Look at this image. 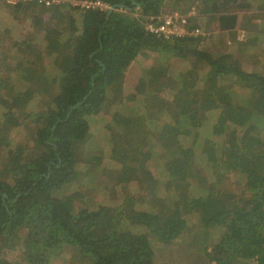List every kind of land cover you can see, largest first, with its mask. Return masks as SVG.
<instances>
[{"label":"trees","instance_id":"16d2710c","mask_svg":"<svg viewBox=\"0 0 264 264\" xmlns=\"http://www.w3.org/2000/svg\"><path fill=\"white\" fill-rule=\"evenodd\" d=\"M71 1H99L109 9ZM133 1L138 9L129 11L120 6L132 7V0H65L50 6L7 0L33 9L38 22L28 39L15 30L9 35L23 42L17 49L7 45L11 58L23 59L25 66L18 64L0 84V264H153L149 252L171 242L167 231L187 227L184 219L173 217L179 195L187 213L197 214L202 231L218 236L223 251L217 264L237 259L264 264V72H247L230 54L214 57L198 48L211 22L221 32L255 30L263 38L264 0ZM190 12L187 35L166 39L144 28L149 20L157 25L169 14ZM242 12L258 14L240 26ZM45 15L54 21L50 29L41 28ZM197 18L206 20L205 30ZM253 21H260L257 30ZM150 54L188 61L193 70L206 66L205 83L196 90V81L180 73L170 108L129 115L131 108L123 103H132L137 95L135 90L121 95L125 74ZM145 75L140 88L159 83L166 68L153 66ZM43 76L50 85L47 104L32 116L38 104L30 82ZM232 84L240 95L231 92ZM111 101H122L118 111L126 116L115 110L95 129L93 115ZM162 124L166 126L160 129ZM25 126L31 133L17 140ZM239 147L246 150L242 160ZM124 153L126 167L141 171L136 182L140 197L124 199L126 208L134 201L148 204L149 210L131 214L126 209L109 213L104 206L76 208L77 175L89 176V189L98 188L103 185L102 161L120 163ZM231 173L239 176L233 175L234 191L225 188L210 201L201 199L200 179L217 175L225 182ZM130 214L143 232L125 226ZM153 229L167 231H153L157 237Z\"/></svg>","mask_w":264,"mask_h":264},{"label":"rangeland","instance_id":"374dc122","mask_svg":"<svg viewBox=\"0 0 264 264\" xmlns=\"http://www.w3.org/2000/svg\"><path fill=\"white\" fill-rule=\"evenodd\" d=\"M10 1L16 2V0ZM167 10L168 8L165 11ZM32 11L33 9L28 7L18 8L14 5H9L7 0H1L0 2V51L2 52L0 59L1 87L2 84L5 85L3 82L6 80L8 74L10 75L9 72H13V69L18 64L25 63V61L21 58H11L10 53L12 48L11 46L9 47L7 43L14 44L13 48H16V46L23 43L21 40H12L9 38V35L12 34L13 30H15L20 36H23V38L28 39L34 36L35 32L33 29L37 28L34 26V24L38 22V20L35 14H32ZM257 14L258 13L254 14L252 12L240 13L239 25L244 26V23L246 24L248 22L249 15L257 17ZM50 18L51 17L49 15H45L43 17V25L41 28L43 27L50 29L52 27L50 23L54 25V21H50ZM58 18L59 16L56 15L55 22L58 20ZM205 21L206 20L197 18L198 26L203 28V30H205L203 25L205 24ZM258 22L260 21H253V23H256V27H254L256 30L259 27L257 24ZM215 24L217 23L211 22L209 24L208 30L206 29L208 37L199 42L198 48L200 50L210 53L214 57H218L223 54H230L242 65L245 71L264 72V37H260L259 34L255 32V30L253 32L242 30L221 32L218 30V27H216ZM185 31L187 32L188 28L185 29ZM234 37H236L235 40H233ZM26 48L27 49L25 50L27 52L33 51L32 48ZM19 53H22V51H19ZM26 59H29V57L27 56ZM31 62L32 60H29L26 66L30 65ZM23 66H25V64H23ZM153 66L165 67L167 75L157 84L146 86L144 88L142 86L140 88V83L142 82L140 80H143L146 77V75L143 77L144 72L147 73V71L151 70ZM200 66L201 67H199L198 70H193L192 64H190L188 61L156 54H150L147 60L141 59L137 61L136 64L131 66V68L125 74V80L121 92L122 96H127L133 93L134 90L136 91L137 98L132 103H128L127 101L123 103V105L131 108L128 109V114L130 115L131 112L141 114L148 111H155L156 113L161 114L164 112L162 109L166 111L168 108H170L172 95L178 88L176 78L180 73L195 80V89L199 90V88L202 87L203 82L205 83V74L208 71L206 66H203L202 64ZM168 81L171 82V87L168 84ZM142 84L145 85L143 82ZM49 88L50 85L46 82L44 76L35 78L30 82V89L34 92L38 104L35 109H33L34 111L31 113L32 116L40 113L41 107H44L47 104L45 100L48 98L46 94H48ZM154 89H156L158 92H154ZM237 89L239 88L235 87L233 84L231 85V92L235 95H240L241 93ZM114 91L116 92V89H114ZM52 93H55V90H53ZM144 96H149V98L144 99ZM6 99L5 106L8 102H10L8 97ZM145 100L148 101L145 102ZM197 100L199 99L197 98ZM121 103L122 101L109 102L104 110L93 115L92 119L95 120L96 123L92 126H95V129H98L103 125V121H109L112 118V114L115 112V110L119 112L118 110L120 109ZM200 104L201 103H197L194 105V108L199 109L201 107ZM2 110L3 108L1 107V111ZM118 114H122L121 116H126L125 114L127 113L122 112L120 114L119 112ZM117 122L125 123L126 120L117 119ZM163 126L166 125H160V129H162ZM25 127L27 131L22 130L16 134L17 140L20 139L24 134L26 137H28V135L31 133V129L27 126ZM115 127L119 126L115 125ZM237 152L239 160H242L246 155V150L244 148L239 147ZM128 159L129 158L126 153L121 156L120 163L113 161L109 162L104 159L99 171L100 178L102 177L100 181L103 182V185L99 186L98 188L89 189V182H87L89 176H86L82 172L79 173L76 177L75 183L76 186L79 187L75 207L90 209L92 211L93 207L104 206L109 207V213H119L125 209L127 212H131V214L132 212H143V210L148 211V204L145 206L138 202L135 204L134 202L140 197V193L137 192L138 185H136V182L141 178V174L139 173L141 171L138 170L134 172V167H132V165L131 167H126L128 164ZM123 174L125 175L123 176ZM234 174L238 176L237 173H231L225 182L222 179L218 180L217 175H215L216 179L212 178L211 176H209L211 177L210 179H200L199 186L203 190V194L200 196L201 199L204 201H210V198L215 195H219L225 188L228 190L233 189L234 191L237 184L236 178H233ZM118 177H122V181H127L128 183H120L116 180ZM82 184L83 186H81ZM128 197L129 199L134 200V204L131 203V206L126 208L128 204L124 199ZM181 197V195L177 197L178 203L175 204V214L173 217H180L182 220L184 219L187 226L185 227L186 229H181L180 227L168 231H164L163 229L155 231L153 229L152 232L154 231L158 235H162V233L167 231V233L172 235L171 237L173 238L170 239L171 242L167 244L156 245V248L153 250V252H149V257L152 258L153 264H217V259L220 258L219 255L223 251V248L219 247L218 245V236L209 230L207 233L202 231L203 224L198 221L197 214H193L191 212L187 213L188 211H186V202H183ZM204 207L205 205L203 208ZM131 214L128 217L125 216L124 220L127 224L125 226L131 230L143 232L144 230H142L141 227H137L139 226L138 224H133ZM102 230H104V226L100 227L101 233ZM227 251L230 253V255L231 253L235 252V250ZM233 264H250V262L237 259Z\"/></svg>","mask_w":264,"mask_h":264},{"label":"built area","instance_id":"2783aa9c","mask_svg":"<svg viewBox=\"0 0 264 264\" xmlns=\"http://www.w3.org/2000/svg\"><path fill=\"white\" fill-rule=\"evenodd\" d=\"M31 1V0H28ZM39 3H44L46 6H50L52 4H65V0H39ZM70 4L72 5H79L80 7L84 8H100V9H109L106 5L102 4L99 1L96 2H89V1H82V2H75L71 1ZM192 12H190L186 16L179 15L178 13H174L172 15L164 16L163 18H159L157 25L153 24V21L149 20L144 26V28L151 33L161 35L164 38L168 39L170 37L176 36H184L189 34V30L185 31V25H187L186 18L190 16ZM198 30L194 32L191 31V34L196 35Z\"/></svg>","mask_w":264,"mask_h":264},{"label":"water","instance_id":"95a60500","mask_svg":"<svg viewBox=\"0 0 264 264\" xmlns=\"http://www.w3.org/2000/svg\"><path fill=\"white\" fill-rule=\"evenodd\" d=\"M131 5H132V7H125V6H120V7H122V8H125V9H127V10H129V11H131V10H135V9H138V7H137V4L132 0V2H131ZM111 10H113V7L112 8H110V11L108 12V15L111 13ZM74 107H72V108H70V109H73ZM52 164V163H51ZM49 171V170H48ZM28 192H26V193H24V195H26Z\"/></svg>","mask_w":264,"mask_h":264}]
</instances>
